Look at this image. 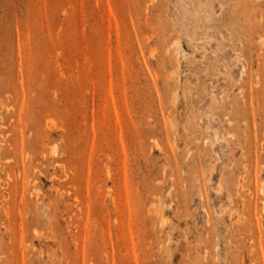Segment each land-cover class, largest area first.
Segmentation results:
<instances>
[{"label": "rangeland", "instance_id": "1", "mask_svg": "<svg viewBox=\"0 0 264 264\" xmlns=\"http://www.w3.org/2000/svg\"><path fill=\"white\" fill-rule=\"evenodd\" d=\"M0 264H264V0H0Z\"/></svg>", "mask_w": 264, "mask_h": 264}]
</instances>
